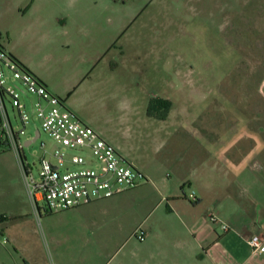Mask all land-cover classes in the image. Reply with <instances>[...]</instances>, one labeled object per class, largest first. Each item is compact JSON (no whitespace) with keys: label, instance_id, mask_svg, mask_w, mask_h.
<instances>
[{"label":"rangeland","instance_id":"374dc122","mask_svg":"<svg viewBox=\"0 0 264 264\" xmlns=\"http://www.w3.org/2000/svg\"><path fill=\"white\" fill-rule=\"evenodd\" d=\"M13 2L0 0L2 44L8 30L19 27L9 17ZM81 11L87 23L82 30L70 29L77 36L72 51L80 52L79 42L89 43L88 35L98 32L105 49L99 78L105 86L87 85L80 99L106 95L112 123L94 104L82 106L81 112L124 148L137 169L156 176L160 184L150 180L110 199L38 217L17 155L0 153V243L8 245L3 228L23 226L38 232L53 261L180 264L185 248L186 264H211L187 258L195 244L182 229L188 217L170 207L175 199L169 203L164 189L196 204L205 188L208 194L194 215L208 211L228 217L229 222L222 216L219 223L210 216L206 220L229 239L226 246L236 264L235 257L253 251L243 244L252 227L243 213L249 191L245 180L264 177V0H94ZM96 20L99 28L93 25ZM65 63L69 69L70 62ZM26 101L30 107L38 98ZM152 102L155 114L149 113ZM8 109L13 118L9 104ZM122 111L131 112L133 120L119 121ZM37 128L30 123L22 140L31 139ZM42 143L49 150L55 147L44 133L24 147L31 167L39 164ZM246 165L250 169L245 171ZM135 192L146 195L144 200ZM222 225L230 232L225 234ZM148 226L162 231L150 244L146 234L144 242L138 238Z\"/></svg>","mask_w":264,"mask_h":264},{"label":"crops","instance_id":"0c3cea01","mask_svg":"<svg viewBox=\"0 0 264 264\" xmlns=\"http://www.w3.org/2000/svg\"><path fill=\"white\" fill-rule=\"evenodd\" d=\"M13 1L9 10V17L19 27L14 28L13 31L8 30L6 44H2L4 48L41 80L52 95L62 99L64 106L80 121L95 130L130 164L134 165L128 156L124 154V148L120 145H115V140L111 139L108 133L101 130L94 120L86 117L81 112L82 106L94 104L100 108L98 112L105 113L106 122L112 123L111 110L106 95L102 94V96L97 98L95 94L92 98L90 97L83 101L80 99V92L87 85L98 86L102 84L103 87L105 86L103 80L99 78L98 67L105 50L103 47L104 42L100 43L97 41L98 32L94 31L91 35H88L90 38L89 43L79 42L80 52L74 54L72 51L77 42V36L70 29L73 26L80 27V30L85 28L87 19L82 18L81 8L87 2L94 0ZM119 2L120 0H114V3ZM98 21L96 20L93 23L96 28H99L101 23L100 21L99 24L96 23ZM66 61L70 62L71 66L69 69L66 67ZM130 113L122 111L119 115V121L127 122L133 120V114ZM258 131L259 133L263 132L262 126L259 127ZM246 168L250 169L246 165L245 171ZM141 172L144 174L147 183L150 180H153L155 185L159 183V179L156 176L149 177L143 171ZM163 181L166 183L165 178ZM186 181L188 180L183 178L181 184H185ZM245 181L246 185L249 186V191L245 193V210L243 213L248 218V222L252 224V227L250 237L243 244L246 243V246L251 249L249 240L253 236L258 235L264 240V177L262 178L259 175L250 176V179ZM147 183L137 189L144 187ZM188 183L190 184V182ZM164 189L168 192L166 196L169 203L171 202L169 198L175 199L170 207L173 210H180L188 217V223L184 222L182 229L188 236L193 237L195 244L190 249L189 257L187 258L189 260L198 258L203 262L208 260L211 264H232L234 253L229 251L226 246L229 239L220 236L216 228L206 220L207 217L210 216L211 218L214 216L216 218L224 217L229 222L228 217L226 218L225 215H221L217 211V213L204 211L203 215H197L196 213L194 215V211L203 205L202 201L208 191L205 188L204 192L200 190L202 193L198 195L199 198L196 204H193L185 196L175 194L167 187H164ZM210 194L212 195L213 193ZM135 195L139 201L144 200L143 197L146 196H142L139 192H135ZM3 232L7 235L8 245L0 243V264H110V261L100 263L90 259H65L63 257H58L53 261L46 256L45 250L37 237L38 232L36 230L32 232L29 228L26 229L21 226L17 227V229L6 227L3 228ZM161 232L157 227L148 226L145 232L149 238L148 243ZM229 232L224 233L227 234ZM12 249L13 251H11ZM183 250L182 256L185 260L181 263L186 264V250L185 248ZM235 259L236 264H264V251L256 253L251 251L248 252L246 257H235ZM177 264H179V261Z\"/></svg>","mask_w":264,"mask_h":264},{"label":"built area","instance_id":"2783aa9c","mask_svg":"<svg viewBox=\"0 0 264 264\" xmlns=\"http://www.w3.org/2000/svg\"><path fill=\"white\" fill-rule=\"evenodd\" d=\"M33 95L38 101H31L29 107L26 99ZM30 123L38 128L24 142L22 137ZM43 133L53 140L55 147L49 150L42 143L44 152L39 164L31 167L24 147L31 146ZM8 151L18 157L26 190L38 217L42 212L59 213L110 199L147 183L141 171L80 121L41 80L13 60L7 50H0V153ZM34 168H38L37 173ZM211 219L220 222L214 216ZM222 230L229 232L230 228L222 225ZM138 238L144 242L145 232L141 231ZM249 244L255 253L264 251V240L258 235Z\"/></svg>","mask_w":264,"mask_h":264},{"label":"trees","instance_id":"16d2710c","mask_svg":"<svg viewBox=\"0 0 264 264\" xmlns=\"http://www.w3.org/2000/svg\"><path fill=\"white\" fill-rule=\"evenodd\" d=\"M0 50H6L5 48H4V46L2 45V43L0 42ZM10 57L13 59V60H15V61H17V62H19L12 54H10ZM20 64H21V62H19ZM23 67H25L23 64H21ZM27 70H29L27 67H25ZM30 71V70H29ZM61 101H63L62 99H61ZM149 113L150 114H155V110H154V104H153V102L150 104V107H149ZM161 118H163L162 116H161Z\"/></svg>","mask_w":264,"mask_h":264},{"label":"water","instance_id":"95a60500","mask_svg":"<svg viewBox=\"0 0 264 264\" xmlns=\"http://www.w3.org/2000/svg\"><path fill=\"white\" fill-rule=\"evenodd\" d=\"M37 135H38V134H37ZM29 143H30V142H29ZM29 143H28V144H29Z\"/></svg>","mask_w":264,"mask_h":264}]
</instances>
